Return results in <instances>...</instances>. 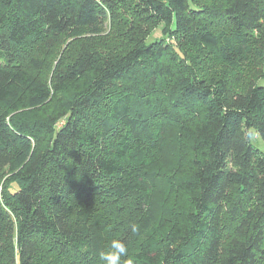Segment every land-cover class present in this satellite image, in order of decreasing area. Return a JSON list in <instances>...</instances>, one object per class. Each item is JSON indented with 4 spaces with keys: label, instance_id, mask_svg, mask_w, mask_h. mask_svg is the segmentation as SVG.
I'll return each instance as SVG.
<instances>
[{
    "label": "trees",
    "instance_id": "obj_1",
    "mask_svg": "<svg viewBox=\"0 0 264 264\" xmlns=\"http://www.w3.org/2000/svg\"><path fill=\"white\" fill-rule=\"evenodd\" d=\"M113 239L264 264V0H0V264Z\"/></svg>",
    "mask_w": 264,
    "mask_h": 264
},
{
    "label": "rangeland",
    "instance_id": "obj_2",
    "mask_svg": "<svg viewBox=\"0 0 264 264\" xmlns=\"http://www.w3.org/2000/svg\"><path fill=\"white\" fill-rule=\"evenodd\" d=\"M105 35L106 36L113 35V32H107ZM159 37H160V33L159 31H156V38H159ZM112 40H113V37L110 39V41ZM77 45L78 43H72L69 47H66L63 50H60L53 57L48 58V60H46V62L44 63V75L47 76L51 72L54 65L58 62V60L65 61L69 59L73 55V53H76ZM252 70L253 68L250 67V64H249L248 67L244 71V81L240 84L241 88H245L251 82V80L255 77L252 73Z\"/></svg>",
    "mask_w": 264,
    "mask_h": 264
},
{
    "label": "clouds",
    "instance_id": "obj_3",
    "mask_svg": "<svg viewBox=\"0 0 264 264\" xmlns=\"http://www.w3.org/2000/svg\"><path fill=\"white\" fill-rule=\"evenodd\" d=\"M133 232L136 231V225H130ZM128 249L124 241L113 239L107 250L99 254L101 264H125L124 258L127 256ZM126 264H132L131 260H127Z\"/></svg>",
    "mask_w": 264,
    "mask_h": 264
}]
</instances>
